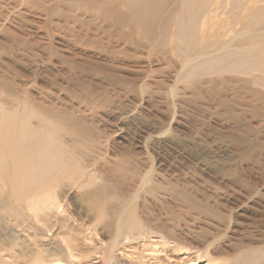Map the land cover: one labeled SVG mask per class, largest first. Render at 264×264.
Masks as SVG:
<instances>
[{"label":"rangeland","instance_id":"obj_1","mask_svg":"<svg viewBox=\"0 0 264 264\" xmlns=\"http://www.w3.org/2000/svg\"><path fill=\"white\" fill-rule=\"evenodd\" d=\"M128 7L0 0V109L59 127L86 170L60 178V206L24 209L30 255L0 226V264H37L55 243L74 254L63 264H264V68L202 63L220 48L264 53L251 14L264 0L208 14L184 53L175 26L149 37ZM247 20L262 28L236 30Z\"/></svg>","mask_w":264,"mask_h":264},{"label":"bare ground","instance_id":"obj_2","mask_svg":"<svg viewBox=\"0 0 264 264\" xmlns=\"http://www.w3.org/2000/svg\"><path fill=\"white\" fill-rule=\"evenodd\" d=\"M124 1L129 6L127 14L129 20L135 21L149 37L157 36L161 31L167 32L175 26L174 35L180 40V49L183 53L187 52L189 47H193L195 41H198L205 32L204 24H200L204 17L208 14L217 16L236 2V0ZM175 2H179L182 7L179 8ZM166 9L168 12L165 13ZM251 14L254 20L260 21L264 18V9ZM261 26V24L254 26L251 20H247L236 30L243 29L249 32L256 27L262 28ZM182 30H186L185 33ZM202 63L207 70L215 71L247 68L250 65L254 68L255 66L264 68V53L256 47L252 50L220 48L208 54ZM31 111L34 113L33 109ZM31 111L19 113L15 110L0 109V226L5 228L12 239L18 237L20 250L16 253L26 255H30L28 248L31 239L29 235L18 232L16 228L34 230L36 223L30 220L24 209H32L35 212L46 202L56 203L53 189L62 184L60 178L65 175L72 185H75L86 172L84 167L74 163L71 152L56 140L59 127L48 121L45 122L44 128L33 126L32 121L31 123L29 121ZM88 177L92 179L90 173ZM88 183L84 181L83 185ZM45 191L48 194H44ZM102 203L103 199L98 197L97 204L101 206ZM10 220H13V225L10 224ZM130 228L137 231L140 228V221L137 219L132 221ZM66 248L58 243L44 248L40 261L36 260L37 264H63L59 259L60 255L74 256L72 249ZM28 262L24 260L23 263Z\"/></svg>","mask_w":264,"mask_h":264}]
</instances>
